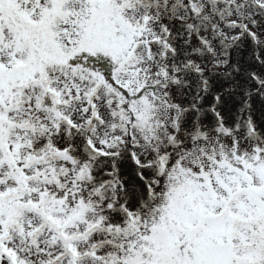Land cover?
<instances>
[{
    "label": "snow or ice",
    "instance_id": "snow-or-ice-1",
    "mask_svg": "<svg viewBox=\"0 0 264 264\" xmlns=\"http://www.w3.org/2000/svg\"><path fill=\"white\" fill-rule=\"evenodd\" d=\"M0 264H264V0H0Z\"/></svg>",
    "mask_w": 264,
    "mask_h": 264
}]
</instances>
